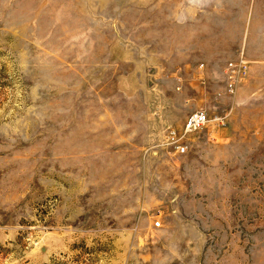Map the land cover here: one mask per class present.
I'll use <instances>...</instances> for the list:
<instances>
[{
  "label": "rangeland",
  "instance_id": "1",
  "mask_svg": "<svg viewBox=\"0 0 264 264\" xmlns=\"http://www.w3.org/2000/svg\"><path fill=\"white\" fill-rule=\"evenodd\" d=\"M0 264H264V0H0Z\"/></svg>",
  "mask_w": 264,
  "mask_h": 264
},
{
  "label": "built area",
  "instance_id": "2",
  "mask_svg": "<svg viewBox=\"0 0 264 264\" xmlns=\"http://www.w3.org/2000/svg\"><path fill=\"white\" fill-rule=\"evenodd\" d=\"M249 74V60L240 54L236 59L229 61L223 70L224 76V92L234 94L239 85H241ZM222 118H211L204 110H198L189 114L184 122L182 133L176 134L174 130H169L168 140L178 153H184L186 146L183 144V137L199 130L204 129L210 122L219 121ZM160 222L153 223V227L159 228Z\"/></svg>",
  "mask_w": 264,
  "mask_h": 264
}]
</instances>
